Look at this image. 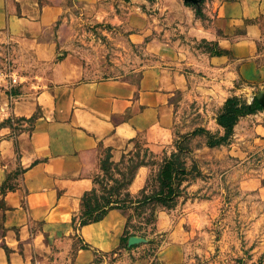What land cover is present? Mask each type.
Instances as JSON below:
<instances>
[{"label": "crops", "instance_id": "0c3cea01", "mask_svg": "<svg viewBox=\"0 0 264 264\" xmlns=\"http://www.w3.org/2000/svg\"><path fill=\"white\" fill-rule=\"evenodd\" d=\"M140 1L149 10L131 36H153L146 44L157 63L92 79L59 45L63 0H0V48L13 65L0 82V264H130L122 241L131 204L79 224L102 154L116 163L148 151L152 161L124 189L138 195L173 145L178 104L180 116L190 104L223 134L215 116L225 100L250 103L264 92V0H205L201 16L184 0ZM225 143L232 161L225 174L241 193L264 200V109L239 116ZM159 257L180 264L177 225Z\"/></svg>", "mask_w": 264, "mask_h": 264}, {"label": "rangeland", "instance_id": "374dc122", "mask_svg": "<svg viewBox=\"0 0 264 264\" xmlns=\"http://www.w3.org/2000/svg\"><path fill=\"white\" fill-rule=\"evenodd\" d=\"M62 3L64 10L55 25L60 30L59 45L62 52L80 59L88 78L123 76L157 63L158 57L147 47L153 36L140 40L131 36L141 33L142 20L138 16L144 17V11L149 10L145 2ZM12 69L8 49L0 48V82ZM210 118L202 112L197 114L190 104L180 116L178 104L173 145L158 156L160 166L165 160L173 162V177L163 182L164 189L168 185L173 188L169 198L158 200L154 196L159 189L154 176L138 195L125 196L126 191L120 187L121 175L129 178L140 162L152 161L144 147L123 154L116 163L102 154L104 170L95 186L97 197L111 193V199L122 200L132 208L130 237L137 240L128 244L127 236L122 241L128 250L123 257L127 263L163 264L160 247L175 224L180 229V264H264V200L241 193L236 182L225 174L232 161L226 157V140L209 126ZM137 199L143 201L137 203ZM105 256L104 262L114 260ZM97 262L101 264L103 259Z\"/></svg>", "mask_w": 264, "mask_h": 264}, {"label": "trees", "instance_id": "16d2710c", "mask_svg": "<svg viewBox=\"0 0 264 264\" xmlns=\"http://www.w3.org/2000/svg\"><path fill=\"white\" fill-rule=\"evenodd\" d=\"M184 3L188 6H192L194 8L195 14L198 16L202 15V3L203 0H184ZM215 53H218L215 51ZM238 98L236 96L228 97L223 105L222 110L216 116V122L224 128V133L221 136V140L225 141L229 135L232 133V128L237 118L242 115L250 114L255 112L256 110L264 109L257 99L253 97L250 103H239ZM212 144V143H210ZM105 157L110 160L109 151L105 152ZM145 164L144 162H140L139 165ZM173 162L170 160H165L161 164L158 174L157 181L159 183V189L154 193V196L158 197V200L169 198L173 193V188L171 185H168L166 189L163 188L164 180H170L173 177ZM100 168L104 170L103 160L101 158ZM121 175V173H120ZM135 175V171L129 175V178H124L121 175L122 188H127V185L132 181ZM99 178L96 180V184L99 183ZM170 184V183H169ZM112 194L110 193V196ZM125 196H129L130 193L125 192ZM110 196L98 198L96 195V187L92 188L89 192L84 194L81 202V212L79 215V224L83 225L89 222H94L102 218V216L111 208L114 207H126L124 201L111 199ZM146 199H150L149 197H145ZM137 203L142 202L143 200L137 199L135 200Z\"/></svg>", "mask_w": 264, "mask_h": 264}, {"label": "water", "instance_id": "95a60500", "mask_svg": "<svg viewBox=\"0 0 264 264\" xmlns=\"http://www.w3.org/2000/svg\"><path fill=\"white\" fill-rule=\"evenodd\" d=\"M254 96L259 102V104L264 107V92L259 90ZM136 240V237L131 236L128 238V244L134 243L136 242Z\"/></svg>", "mask_w": 264, "mask_h": 264}, {"label": "built area", "instance_id": "2783aa9c", "mask_svg": "<svg viewBox=\"0 0 264 264\" xmlns=\"http://www.w3.org/2000/svg\"><path fill=\"white\" fill-rule=\"evenodd\" d=\"M4 77H5V76H4ZM4 77H3V78H4ZM10 79H11V83H13V84L17 82L15 77H10Z\"/></svg>", "mask_w": 264, "mask_h": 264}]
</instances>
